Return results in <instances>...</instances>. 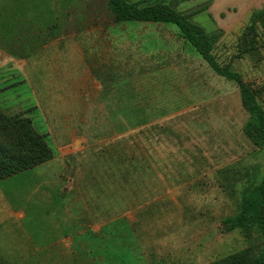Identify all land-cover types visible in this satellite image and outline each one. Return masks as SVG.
<instances>
[{
    "label": "rangeland",
    "instance_id": "1",
    "mask_svg": "<svg viewBox=\"0 0 264 264\" xmlns=\"http://www.w3.org/2000/svg\"><path fill=\"white\" fill-rule=\"evenodd\" d=\"M154 1L203 28L264 106V0ZM0 111L52 150L0 174V264H206L259 249L254 224L223 222L264 175L259 117L176 25L117 20L108 0H0Z\"/></svg>",
    "mask_w": 264,
    "mask_h": 264
},
{
    "label": "trees",
    "instance_id": "2",
    "mask_svg": "<svg viewBox=\"0 0 264 264\" xmlns=\"http://www.w3.org/2000/svg\"><path fill=\"white\" fill-rule=\"evenodd\" d=\"M117 20L172 23L181 36L188 40L219 75L235 80L241 91L243 106L259 117L264 132V106L254 89L244 81L240 72L228 64L218 62L212 51L208 34L199 25L171 4L148 0H108ZM52 150L34 129L28 118H8L0 111V174L11 176L49 159ZM226 229L231 230L254 224L260 231L262 241L257 251L245 248L215 259L206 264H264V175L262 180L243 194L242 209L224 219Z\"/></svg>",
    "mask_w": 264,
    "mask_h": 264
},
{
    "label": "crops",
    "instance_id": "3",
    "mask_svg": "<svg viewBox=\"0 0 264 264\" xmlns=\"http://www.w3.org/2000/svg\"><path fill=\"white\" fill-rule=\"evenodd\" d=\"M15 175V174H14ZM1 182V181H0ZM5 198V196H3ZM3 202V201H2ZM4 205V204H3ZM4 209V208H3ZM11 209H20L19 207L18 208H11Z\"/></svg>",
    "mask_w": 264,
    "mask_h": 264
}]
</instances>
